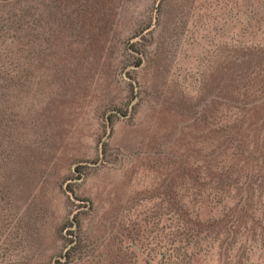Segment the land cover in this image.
Listing matches in <instances>:
<instances>
[{"label":"rangeland","instance_id":"374dc122","mask_svg":"<svg viewBox=\"0 0 264 264\" xmlns=\"http://www.w3.org/2000/svg\"><path fill=\"white\" fill-rule=\"evenodd\" d=\"M258 47L264 0H0V264L170 262L234 204L217 170L260 166L230 85Z\"/></svg>","mask_w":264,"mask_h":264},{"label":"trees","instance_id":"16d2710c","mask_svg":"<svg viewBox=\"0 0 264 264\" xmlns=\"http://www.w3.org/2000/svg\"><path fill=\"white\" fill-rule=\"evenodd\" d=\"M234 73L236 76L230 85L233 88V108L238 118L231 128L236 134L241 132L246 118L253 116L256 118V134H261L264 130V48L254 49L246 63L234 65ZM233 139L234 157L248 154V160L260 161V166L247 172L243 168L238 169L239 163L227 170L218 169L215 190L219 200L233 190L236 192L234 204L224 206L219 216L205 222L198 217H185L183 247L172 252L168 250L170 262L159 264H193L196 251L207 242L217 245L221 264H254L249 257L254 251L264 258V211H261L264 208V131L262 140L257 139L252 153L243 149L245 143L242 145L235 135Z\"/></svg>","mask_w":264,"mask_h":264}]
</instances>
